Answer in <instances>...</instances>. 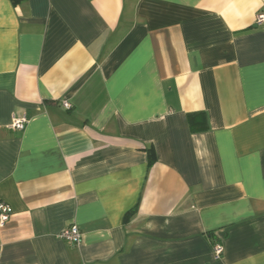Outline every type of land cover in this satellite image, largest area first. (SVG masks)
Returning a JSON list of instances; mask_svg holds the SVG:
<instances>
[{"label":"crops","instance_id":"crops-1","mask_svg":"<svg viewBox=\"0 0 264 264\" xmlns=\"http://www.w3.org/2000/svg\"><path fill=\"white\" fill-rule=\"evenodd\" d=\"M260 13L0 0V264H264Z\"/></svg>","mask_w":264,"mask_h":264},{"label":"built area","instance_id":"built-area-1","mask_svg":"<svg viewBox=\"0 0 264 264\" xmlns=\"http://www.w3.org/2000/svg\"><path fill=\"white\" fill-rule=\"evenodd\" d=\"M264 24V13L258 14L256 18V25L262 26ZM65 107L69 108V104H65ZM29 119L27 115H24L19 118H14L11 124L13 130L22 131L25 129L28 124ZM11 208L3 202H0V226H4L10 219ZM60 238L68 243L74 245H80L82 242V232L80 229L73 225L66 228L61 234ZM224 248L222 244L216 243L213 246V254L216 260H219L223 255Z\"/></svg>","mask_w":264,"mask_h":264},{"label":"trees","instance_id":"trees-1","mask_svg":"<svg viewBox=\"0 0 264 264\" xmlns=\"http://www.w3.org/2000/svg\"><path fill=\"white\" fill-rule=\"evenodd\" d=\"M14 2V4H18L23 0H12ZM202 114H190L189 115V121L190 123L193 122L196 118L200 117ZM148 155H149V165H153L156 161V156H155V152L153 151V149H149L148 150Z\"/></svg>","mask_w":264,"mask_h":264}]
</instances>
